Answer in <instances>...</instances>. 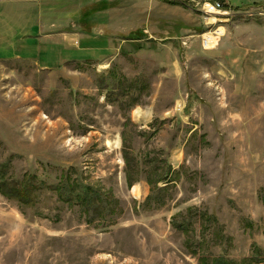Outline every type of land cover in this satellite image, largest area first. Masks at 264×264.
Masks as SVG:
<instances>
[{
  "label": "rangeland",
  "instance_id": "obj_1",
  "mask_svg": "<svg viewBox=\"0 0 264 264\" xmlns=\"http://www.w3.org/2000/svg\"><path fill=\"white\" fill-rule=\"evenodd\" d=\"M201 1L0 0V174L36 188L0 264H264V0Z\"/></svg>",
  "mask_w": 264,
  "mask_h": 264
},
{
  "label": "trees",
  "instance_id": "obj_2",
  "mask_svg": "<svg viewBox=\"0 0 264 264\" xmlns=\"http://www.w3.org/2000/svg\"><path fill=\"white\" fill-rule=\"evenodd\" d=\"M131 38V37H130ZM134 38V37H132ZM129 181V185H131V180L129 177H127ZM35 186L33 185L30 178L25 177L22 180H14L9 179L0 174V192L2 195H4L7 198L16 200L20 205H31L34 203V190ZM97 192L86 188L85 192L81 196V200L84 202V204H90L91 202L95 201V197L97 196ZM71 196V195H69ZM68 196V197H69ZM76 198L78 196L76 195ZM264 258H258L256 262H261ZM203 264H208L207 262H204ZM217 264H226L222 262L221 260L217 261Z\"/></svg>",
  "mask_w": 264,
  "mask_h": 264
},
{
  "label": "built area",
  "instance_id": "obj_3",
  "mask_svg": "<svg viewBox=\"0 0 264 264\" xmlns=\"http://www.w3.org/2000/svg\"><path fill=\"white\" fill-rule=\"evenodd\" d=\"M199 5L201 12L206 18L217 15H229L226 8L229 6L223 0H203L199 2ZM206 35L207 37H205ZM202 36V45L206 49H212L221 37L216 31L204 33ZM208 39H211V41H208ZM185 44L186 42H183V45Z\"/></svg>",
  "mask_w": 264,
  "mask_h": 264
},
{
  "label": "crops",
  "instance_id": "obj_4",
  "mask_svg": "<svg viewBox=\"0 0 264 264\" xmlns=\"http://www.w3.org/2000/svg\"><path fill=\"white\" fill-rule=\"evenodd\" d=\"M14 59H17V61H28L27 59H23V58H14ZM3 61H10V60H7V59H4V60H0V66L2 65L1 62ZM29 62V61H28ZM44 69H52V68H48L47 66L44 67ZM53 70V69H52ZM54 71V70H53ZM0 81H1V71H0Z\"/></svg>",
  "mask_w": 264,
  "mask_h": 264
},
{
  "label": "bare ground",
  "instance_id": "obj_5",
  "mask_svg": "<svg viewBox=\"0 0 264 264\" xmlns=\"http://www.w3.org/2000/svg\"><path fill=\"white\" fill-rule=\"evenodd\" d=\"M220 16H223V15H220ZM220 28H221V27H220ZM220 28L217 29L216 32H217L219 35L222 36V35H223V31H222V29H220ZM205 37H207V35H206ZM202 39H203V36H202ZM208 41H211V39H208ZM214 42H215V39H214Z\"/></svg>",
  "mask_w": 264,
  "mask_h": 264
}]
</instances>
